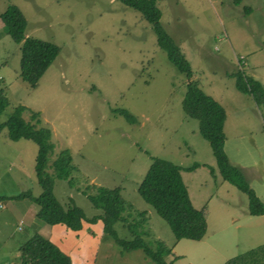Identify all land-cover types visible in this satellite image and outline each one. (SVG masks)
Returning <instances> with one entry per match:
<instances>
[{"label":"rangeland","instance_id":"rangeland-1","mask_svg":"<svg viewBox=\"0 0 264 264\" xmlns=\"http://www.w3.org/2000/svg\"><path fill=\"white\" fill-rule=\"evenodd\" d=\"M8 3L24 14L27 36L59 46L36 86L30 87L18 75L20 44L0 21V87L8 100L0 122L19 104L38 113L41 125L51 130L54 148L46 171L52 176V160L60 150H69L70 176L52 177L61 203L70 201L89 216L96 210L87 194L97 186H119L128 222L145 241L158 239L169 247L172 264H224L264 244V214H248L246 194L222 179L198 121L183 111L187 78L157 45L151 24L138 11L119 0H0V13ZM156 4L163 28L189 61L191 79L225 110L222 129L229 162L241 169L264 202V109L236 88L232 74L242 69L264 87V0ZM118 108L127 109L135 122L113 111ZM22 116L29 120L27 111ZM36 153L32 140H11L5 128L0 130V195L25 190L39 194ZM151 156L182 167L199 164L180 174L192 205L205 213L201 239H176L169 224L138 193ZM0 201V261L19 264V245L29 236L31 222H37L33 209L38 206L23 199L29 207L18 213L6 199ZM23 213L26 224L17 230ZM88 227L86 233L92 234ZM114 229L120 238L133 236L121 221ZM148 263L142 250H123L105 233L95 257V264Z\"/></svg>","mask_w":264,"mask_h":264},{"label":"trees","instance_id":"trees-1","mask_svg":"<svg viewBox=\"0 0 264 264\" xmlns=\"http://www.w3.org/2000/svg\"><path fill=\"white\" fill-rule=\"evenodd\" d=\"M119 1L138 11L142 18L151 24L156 34L157 45L166 52L167 58L176 69L187 78L182 99L183 111L198 121L199 132L210 145L222 179L246 194L248 214H264V202L250 187L241 169L231 164L225 153V136L222 129L225 119L224 108L212 96L206 94L195 80L191 79L192 69L189 61L163 28L159 20L160 10L156 0ZM234 1L238 2V0ZM0 21L10 38L20 44L19 77L30 87H35L38 79L58 54L59 46L49 40L27 36L25 34L26 18L19 7L13 3H8L0 13ZM232 74L236 88L251 96L253 101L264 109L262 83L244 74L242 69ZM7 103L4 90L0 87V114ZM25 111L28 113L29 120L22 116ZM113 111L122 115L128 122H135V117L127 109L118 108ZM2 128H5L6 136L11 140L25 138L37 145L33 168L41 191L37 195H33L30 190L16 195H0V200L28 199L38 206L36 217L41 222L49 225L61 223L71 230L80 229L82 220L88 223L100 220L102 231L112 237V240L123 250L141 249L152 264H172L173 259H167L172 252L169 247L158 239H154L152 244L145 241L136 225L128 222L129 220L123 214L127 205L120 194L119 186H97L94 192L88 193L87 197L96 210L89 216H86L76 204L70 201L61 203L56 198L52 177L67 179L70 176L73 169L71 155L67 148L60 150L51 162L53 176L46 171L48 157L53 151L54 144L51 141V130L41 125L36 111L21 104L16 105L5 121L0 122V130ZM198 165L194 163L182 167L170 160L151 156V162L137 186L138 193L169 224L176 239L198 240L206 231L204 210L192 205L180 174L182 169L193 170ZM210 170L212 172V169ZM117 221H121L127 227L133 235L132 238L124 239L117 236L114 229V223ZM31 230L29 236L19 245V264H72L70 256L48 237L39 233L35 226ZM224 264H264V244L234 255Z\"/></svg>","mask_w":264,"mask_h":264},{"label":"crops","instance_id":"crops-1","mask_svg":"<svg viewBox=\"0 0 264 264\" xmlns=\"http://www.w3.org/2000/svg\"><path fill=\"white\" fill-rule=\"evenodd\" d=\"M21 200L23 199H20L19 201H17L19 203H13V199H7V203H8V206L12 207V210L19 213L18 209L24 210L25 208L28 209L29 207L28 203H23ZM0 202L2 203V201ZM10 202H12V205H10ZM0 208L1 209L3 208V204L1 205ZM4 208H6V206H4ZM33 211H34L33 214L35 215L36 210L33 209ZM25 217H26L25 213L19 216L15 224L17 230L24 229L23 226H25L26 224ZM35 218L37 222H35L34 219L32 218V221H34V222H31L33 223L32 225L36 227L39 233L48 237L62 251L68 254L71 258L72 264H95V257L99 250V243L104 236V232H102V224L100 220H97L95 223H88L85 220H82V225L80 229L71 230L61 223L48 225L49 227L47 229L43 227L42 222L37 217ZM88 226L93 228L92 234L86 233V228ZM4 227H6V225ZM7 228L9 230V227ZM7 228L5 229V232L11 233V230L8 231ZM11 229H12V232H14V228L11 227ZM136 250H139V249H133V251H136ZM129 251H132V250H129ZM143 256H145L144 253H143ZM4 259H3V263L2 261H0V264H4V263L9 264L8 262H5ZM101 259H102L101 261L104 260L103 257H101ZM149 262L150 263L148 264H152V261L150 259H149Z\"/></svg>","mask_w":264,"mask_h":264}]
</instances>
